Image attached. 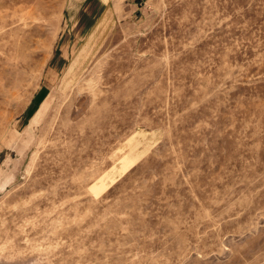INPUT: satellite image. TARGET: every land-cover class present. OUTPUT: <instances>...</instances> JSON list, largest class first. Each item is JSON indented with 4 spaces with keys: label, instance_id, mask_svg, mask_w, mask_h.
I'll return each instance as SVG.
<instances>
[{
    "label": "rangeland",
    "instance_id": "374dc122",
    "mask_svg": "<svg viewBox=\"0 0 264 264\" xmlns=\"http://www.w3.org/2000/svg\"><path fill=\"white\" fill-rule=\"evenodd\" d=\"M0 264H264V0H0Z\"/></svg>",
    "mask_w": 264,
    "mask_h": 264
},
{
    "label": "crops",
    "instance_id": "0c3cea01",
    "mask_svg": "<svg viewBox=\"0 0 264 264\" xmlns=\"http://www.w3.org/2000/svg\"><path fill=\"white\" fill-rule=\"evenodd\" d=\"M102 2L104 3V0H102ZM106 2H108V1H106ZM109 3V2H108Z\"/></svg>",
    "mask_w": 264,
    "mask_h": 264
}]
</instances>
